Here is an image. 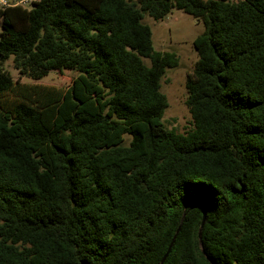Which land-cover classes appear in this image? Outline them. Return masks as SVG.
<instances>
[{
    "label": "trees",
    "instance_id": "1",
    "mask_svg": "<svg viewBox=\"0 0 264 264\" xmlns=\"http://www.w3.org/2000/svg\"><path fill=\"white\" fill-rule=\"evenodd\" d=\"M174 9L203 24L184 134L142 22ZM0 26V264H159L172 241L163 264H264V0H33Z\"/></svg>",
    "mask_w": 264,
    "mask_h": 264
},
{
    "label": "rangeland",
    "instance_id": "2",
    "mask_svg": "<svg viewBox=\"0 0 264 264\" xmlns=\"http://www.w3.org/2000/svg\"><path fill=\"white\" fill-rule=\"evenodd\" d=\"M32 1L29 0L22 6L29 9ZM142 22L151 29L154 50L171 52L177 57V66L167 68L160 82V91L167 100V108L163 113L162 123L168 130L184 134L193 128L192 119L186 106L185 81L187 76L192 73L198 59L192 43L195 37L203 32V24L177 9L172 10L159 21H154L149 16L144 15ZM3 68L14 81L18 79L19 74L12 65V57L4 62ZM75 76L76 73L69 70L50 71L39 80L21 77L20 82L66 89Z\"/></svg>",
    "mask_w": 264,
    "mask_h": 264
},
{
    "label": "built area",
    "instance_id": "3",
    "mask_svg": "<svg viewBox=\"0 0 264 264\" xmlns=\"http://www.w3.org/2000/svg\"><path fill=\"white\" fill-rule=\"evenodd\" d=\"M29 0H0V10L8 7L19 6L28 3Z\"/></svg>",
    "mask_w": 264,
    "mask_h": 264
},
{
    "label": "water",
    "instance_id": "4",
    "mask_svg": "<svg viewBox=\"0 0 264 264\" xmlns=\"http://www.w3.org/2000/svg\"><path fill=\"white\" fill-rule=\"evenodd\" d=\"M202 212H203V218H202V222H201V225H200L199 233H200V230H201V228H202V226H203V224H204V221H205V210L203 209ZM173 240H174V239H173ZM172 244H173V241H172V243L170 244V246L168 247L167 252H166L165 255L163 256V258H162V260L160 261L159 264H163V263H164L166 257L168 256V254H169V252H170V250H171V246H172Z\"/></svg>",
    "mask_w": 264,
    "mask_h": 264
}]
</instances>
